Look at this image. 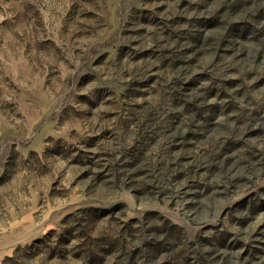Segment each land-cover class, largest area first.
<instances>
[{
    "label": "rangeland",
    "instance_id": "1",
    "mask_svg": "<svg viewBox=\"0 0 264 264\" xmlns=\"http://www.w3.org/2000/svg\"><path fill=\"white\" fill-rule=\"evenodd\" d=\"M0 264H264V0H0Z\"/></svg>",
    "mask_w": 264,
    "mask_h": 264
}]
</instances>
